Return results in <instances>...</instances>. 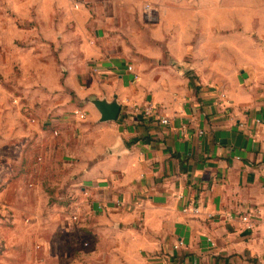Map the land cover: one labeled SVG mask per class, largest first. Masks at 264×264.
<instances>
[{
	"label": "crops",
	"instance_id": "crops-1",
	"mask_svg": "<svg viewBox=\"0 0 264 264\" xmlns=\"http://www.w3.org/2000/svg\"><path fill=\"white\" fill-rule=\"evenodd\" d=\"M5 1L10 41L40 32L51 58L0 110L4 252L58 264L86 226L98 255L71 264H264V0Z\"/></svg>",
	"mask_w": 264,
	"mask_h": 264
},
{
	"label": "rangeland",
	"instance_id": "rangeland-1",
	"mask_svg": "<svg viewBox=\"0 0 264 264\" xmlns=\"http://www.w3.org/2000/svg\"><path fill=\"white\" fill-rule=\"evenodd\" d=\"M29 21V24L32 26L37 24L36 19ZM25 24L27 25V22H22L21 18H18L14 14H12V10L10 8H7L5 0H0V110H4L9 105H23V101H26L27 97L22 88L26 87L28 81H30L28 79L29 76L33 75L34 66H37V62L39 60L48 63L51 58L50 57L48 59V56L45 52L46 50L43 48V43L39 41V34H41L40 32L32 33V35H29L28 38L17 37L13 42L10 41L9 38H12L11 30L14 31L13 28L16 26L19 28L26 27ZM7 39H9V41H7ZM142 41H147L148 43L147 38H143ZM127 44L131 47L129 50V52L131 53L129 59L131 60L133 59L135 50L133 49V44L131 42L130 44ZM50 51L51 53L53 52V50ZM64 51L66 53V57H64ZM68 52L69 49H63L62 66L60 69V76L63 77L70 76L69 68L72 67L70 62L71 55H69ZM48 66L53 65H44V67L46 68H48ZM37 67L39 68V66ZM56 67L58 68L57 65ZM86 100L87 99H85V101ZM81 104L82 102L77 101V105L81 106ZM7 115V112H0V129L3 132H5V117ZM0 137L3 138V136ZM69 215H71L73 219V215L71 213ZM26 217L27 216H24L23 218L25 219ZM93 221H97V215L93 216ZM73 222H76V220L74 219ZM71 234L76 236V238L78 239L76 240L78 242V245L76 246L73 242L68 243L66 241H60L61 243H58V246L60 245V249L63 252L65 251L66 255L63 254L61 256H58V264H71L69 260L72 259V256L68 254L69 250H71V247H78L77 255L83 254V258L86 254L98 255V252L95 253V250L97 249L96 244L98 242L95 228L93 229L84 226V229L81 230L73 229L71 231ZM32 243L34 245L38 243V241L35 242L32 240ZM5 248L6 247L4 244L0 246V264H40L41 259H35L37 256L36 253L31 258L26 259L25 256L21 254L22 251L19 250L15 253V251L9 250L8 252H4ZM53 258L56 259L52 256L47 257V264H50V259L51 262H53ZM90 260L92 261V264L104 263L101 262L103 261L101 256H95Z\"/></svg>",
	"mask_w": 264,
	"mask_h": 264
},
{
	"label": "built area",
	"instance_id": "built-area-1",
	"mask_svg": "<svg viewBox=\"0 0 264 264\" xmlns=\"http://www.w3.org/2000/svg\"><path fill=\"white\" fill-rule=\"evenodd\" d=\"M145 8L148 9V8H149V4H145ZM127 67H128V69H132V66H131V65H128ZM134 77H137V75L135 74ZM152 112H153V110H152V106H151V105H146V106H144V108H143V113H144L145 115H152ZM75 113L77 114V116H78L79 118H83V117H84V113H83L82 111H80V110H76ZM160 121H161L162 123H166V122H167V118H166V117H160ZM187 209H188V207H185V208H184V210H187ZM191 211L194 212V213H196V212H198V208H197L196 206H193V207L191 208ZM241 221H242V223L244 224V226H245L246 228H250V227L253 226V223H252V221H251V219H250V213H244V214H242V215H241ZM181 243H182V242L179 241L175 246L177 247V246L180 245Z\"/></svg>",
	"mask_w": 264,
	"mask_h": 264
},
{
	"label": "water",
	"instance_id": "water-1",
	"mask_svg": "<svg viewBox=\"0 0 264 264\" xmlns=\"http://www.w3.org/2000/svg\"><path fill=\"white\" fill-rule=\"evenodd\" d=\"M94 104L100 111L102 120L115 119L120 110V104L116 100L107 102L103 99H95Z\"/></svg>",
	"mask_w": 264,
	"mask_h": 264
}]
</instances>
